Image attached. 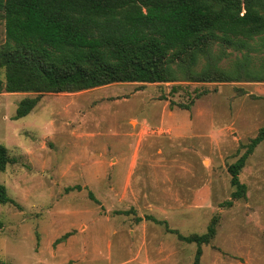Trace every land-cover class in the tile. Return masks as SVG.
Wrapping results in <instances>:
<instances>
[{"label":"rangeland","instance_id":"rangeland-1","mask_svg":"<svg viewBox=\"0 0 264 264\" xmlns=\"http://www.w3.org/2000/svg\"><path fill=\"white\" fill-rule=\"evenodd\" d=\"M227 53L225 68L242 57ZM251 55L255 69L264 52ZM36 95L0 94V144L16 162L0 185L20 206L0 204V264H194L197 244L179 235H202L215 218L200 264H264V142L239 176L246 197L222 205L236 190L229 166L264 127V82L44 94L16 120Z\"/></svg>","mask_w":264,"mask_h":264},{"label":"trees","instance_id":"trees-1","mask_svg":"<svg viewBox=\"0 0 264 264\" xmlns=\"http://www.w3.org/2000/svg\"><path fill=\"white\" fill-rule=\"evenodd\" d=\"M1 20L6 40L0 46V94H37L19 103L16 120L28 116L44 94L117 83L264 82V56L251 68V54L264 52V0H0ZM229 49L242 57L225 68ZM208 93L204 89L189 105L178 106L190 109ZM263 142L264 127L229 166L236 190L224 207L246 197L239 176ZM14 163L0 144V172ZM89 197L98 202L92 192ZM0 204L20 207L4 185ZM216 226L217 218L202 235H179L197 244L194 264H200Z\"/></svg>","mask_w":264,"mask_h":264}]
</instances>
